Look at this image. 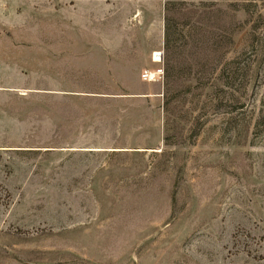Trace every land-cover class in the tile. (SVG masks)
<instances>
[{
    "label": "rangeland",
    "instance_id": "obj_1",
    "mask_svg": "<svg viewBox=\"0 0 264 264\" xmlns=\"http://www.w3.org/2000/svg\"><path fill=\"white\" fill-rule=\"evenodd\" d=\"M167 2L0 0V264H264V0Z\"/></svg>",
    "mask_w": 264,
    "mask_h": 264
},
{
    "label": "trees",
    "instance_id": "obj_2",
    "mask_svg": "<svg viewBox=\"0 0 264 264\" xmlns=\"http://www.w3.org/2000/svg\"><path fill=\"white\" fill-rule=\"evenodd\" d=\"M171 3H170V0H168V2L166 3V11L167 13H169V11L171 10Z\"/></svg>",
    "mask_w": 264,
    "mask_h": 264
},
{
    "label": "bare ground",
    "instance_id": "obj_3",
    "mask_svg": "<svg viewBox=\"0 0 264 264\" xmlns=\"http://www.w3.org/2000/svg\"><path fill=\"white\" fill-rule=\"evenodd\" d=\"M157 54H158V53L155 54V56H156V57H155V60L158 58V57H157Z\"/></svg>",
    "mask_w": 264,
    "mask_h": 264
},
{
    "label": "built area",
    "instance_id": "obj_4",
    "mask_svg": "<svg viewBox=\"0 0 264 264\" xmlns=\"http://www.w3.org/2000/svg\"><path fill=\"white\" fill-rule=\"evenodd\" d=\"M160 55V54H159Z\"/></svg>",
    "mask_w": 264,
    "mask_h": 264
}]
</instances>
